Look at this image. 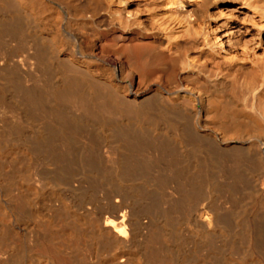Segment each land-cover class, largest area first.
<instances>
[{
  "label": "bare ground",
  "instance_id": "6f19581e",
  "mask_svg": "<svg viewBox=\"0 0 264 264\" xmlns=\"http://www.w3.org/2000/svg\"><path fill=\"white\" fill-rule=\"evenodd\" d=\"M0 264H264V0H0Z\"/></svg>",
  "mask_w": 264,
  "mask_h": 264
}]
</instances>
